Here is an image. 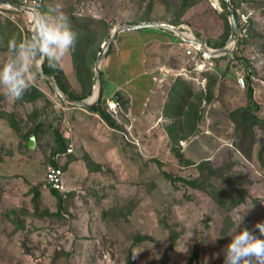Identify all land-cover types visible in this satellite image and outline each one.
<instances>
[{
	"label": "rangeland",
	"instance_id": "1",
	"mask_svg": "<svg viewBox=\"0 0 264 264\" xmlns=\"http://www.w3.org/2000/svg\"><path fill=\"white\" fill-rule=\"evenodd\" d=\"M224 1L228 8L223 0L37 1L39 13L58 5L78 33L57 63L67 96H93L100 54L102 72L122 37L138 31L119 33L104 55L120 24L173 22L229 50L209 55L167 30L175 43L150 41L142 77L131 72L117 99L102 96L110 122L58 97L37 72L45 58L22 99L0 86V264H224L242 229L264 238L256 227L264 224V0ZM30 12L0 4V68L13 43L31 38ZM249 74L252 91L247 78L238 84ZM62 144L72 153L59 152ZM52 161L65 171L61 205L47 183Z\"/></svg>",
	"mask_w": 264,
	"mask_h": 264
},
{
	"label": "clouds",
	"instance_id": "2",
	"mask_svg": "<svg viewBox=\"0 0 264 264\" xmlns=\"http://www.w3.org/2000/svg\"><path fill=\"white\" fill-rule=\"evenodd\" d=\"M32 22L31 38L13 43L11 58L0 68V86L13 100L22 99L29 89L33 79L31 69L37 58H46L52 64L59 63L74 48L78 36L58 5L49 13L32 14ZM242 219V215L237 216V226ZM256 227L264 236V224ZM224 264H264V238L242 229L227 245Z\"/></svg>",
	"mask_w": 264,
	"mask_h": 264
},
{
	"label": "water",
	"instance_id": "3",
	"mask_svg": "<svg viewBox=\"0 0 264 264\" xmlns=\"http://www.w3.org/2000/svg\"><path fill=\"white\" fill-rule=\"evenodd\" d=\"M0 4L3 6L15 8V9L20 10V11H27V12L28 11H34L35 13H37L36 10L31 9L29 7L22 6L16 2L5 1V2H0ZM223 13L227 17H229L230 22H231V26H232L231 40L238 39L239 31H238V23H237V19H236V14H235V11L230 6V4H229V10L228 11L223 10ZM145 28H161V29L176 31L182 39L192 40V39L188 38L184 34V32L180 31L178 29V27H176L172 24H168V23L144 21V22H139V23H135V24H120V25H117L115 27L114 31L109 36L108 40L104 43L103 48L107 47L106 51L104 52V55L112 48L113 43L115 42L117 36L122 31L140 30V29H145ZM31 35H32V33H31ZM193 41H195L197 44L202 45V47L206 53H208V51H210L211 48H208L207 44L205 43V41L202 38L195 36V39H193ZM228 50L229 49L227 47H223L221 49H212L211 53H208V54L209 55H219L223 52L226 53ZM102 59H103V54H100L98 62L96 64V78H97L98 86H95L93 97L90 99H86V100L74 99L70 96L65 95L62 92L58 82L52 76L45 73L42 64L36 65V69H37L38 74L43 79H45L46 81L51 83V85L53 86L57 96L60 97L62 100L66 101L67 103H70L72 105L81 107V108L92 109L93 107H95L96 105H98L100 103V100L102 98V93H103V91H102V73H101V63L103 61ZM114 98L117 99V95ZM35 146H36V136L31 135V137L29 139V147L34 148Z\"/></svg>",
	"mask_w": 264,
	"mask_h": 264
},
{
	"label": "crops",
	"instance_id": "4",
	"mask_svg": "<svg viewBox=\"0 0 264 264\" xmlns=\"http://www.w3.org/2000/svg\"><path fill=\"white\" fill-rule=\"evenodd\" d=\"M176 34L178 35L177 32ZM176 34L170 33L167 29L160 28V31L142 30L122 37L117 50L112 52L108 61L107 87L103 91L104 98L107 100L114 98L117 91L121 90V86L124 85L125 78L128 79L131 76V72L137 75L140 72V76L142 77V67L145 64L144 62L148 60L144 51H146V47L150 41L154 39H169V42L175 43L172 40H175L173 36Z\"/></svg>",
	"mask_w": 264,
	"mask_h": 264
},
{
	"label": "trees",
	"instance_id": "5",
	"mask_svg": "<svg viewBox=\"0 0 264 264\" xmlns=\"http://www.w3.org/2000/svg\"><path fill=\"white\" fill-rule=\"evenodd\" d=\"M223 4L225 5V8H228V4L226 3V1L223 0ZM223 17H226V16L224 15ZM169 23L170 24H174L173 22H169ZM149 29L151 30L152 28L140 29L138 31H142V30L143 31H146V30H149ZM112 49H113V47L111 48V50ZM107 58H108V56H107ZM107 65H108V63L106 64L105 69H103L102 72H101L102 73V91H104L105 80L107 79V72H108ZM43 69H44L45 73H47L50 76H53L55 78V80L58 82L59 86L63 90H65L63 78L61 77L62 74H63V71H62V69L59 67V65L57 63H55V64L49 63V61L45 58L44 59V62H43ZM246 78L248 80L249 90L252 91V88H251V85H250L251 82H252V75L249 74V76L246 77ZM69 95H70V97H72L74 99H79V100H83L84 98H86L85 95H74V94H69ZM117 95H119V93H117ZM91 111L94 112V113L100 114L101 117L104 120H106V121L108 120L110 122L109 116L105 114L104 110H102L101 102L98 105H96L95 107H93L91 109ZM37 130L38 129L36 128L34 133H36ZM36 134H34V135L36 136ZM29 137H31V135ZM65 151H66V147L62 144L60 146L59 152L65 153ZM52 165H54V166H61L60 163H59V161H57V162L56 161H52ZM62 168L64 170V167H62ZM183 180L186 181V182H188L189 184H191L193 186H202L201 183H200L201 182L200 179H193V180L183 179ZM50 190H51V193L58 199L59 204L62 203V195H61V192H59L58 190H55V189H53L51 187H50ZM37 194H39V192H37Z\"/></svg>",
	"mask_w": 264,
	"mask_h": 264
},
{
	"label": "built area",
	"instance_id": "6",
	"mask_svg": "<svg viewBox=\"0 0 264 264\" xmlns=\"http://www.w3.org/2000/svg\"><path fill=\"white\" fill-rule=\"evenodd\" d=\"M37 1L38 0H21L19 4L33 9ZM245 79L246 77H243V76L240 77L238 79V84L244 87L246 85ZM72 151H73V148L68 147L67 152L63 153V155L72 153ZM47 183L49 184L51 188L58 190L61 193L66 192L68 190L67 185H66L65 171L63 170L62 166H54V165L49 166L48 171H47Z\"/></svg>",
	"mask_w": 264,
	"mask_h": 264
},
{
	"label": "bare ground",
	"instance_id": "7",
	"mask_svg": "<svg viewBox=\"0 0 264 264\" xmlns=\"http://www.w3.org/2000/svg\"><path fill=\"white\" fill-rule=\"evenodd\" d=\"M34 13H35V12H34ZM34 13L30 12V15L32 16V14H34ZM184 34H185L188 38H190V39H192V40L195 39V35H194L193 33H188V32H187V33H184ZM211 51H212V49H210V51H208V53H211ZM208 53H207V54H208ZM38 65H40V63H38ZM92 97H93V96H92ZM92 97H91V98H92Z\"/></svg>",
	"mask_w": 264,
	"mask_h": 264
},
{
	"label": "flooded vegetation",
	"instance_id": "8",
	"mask_svg": "<svg viewBox=\"0 0 264 264\" xmlns=\"http://www.w3.org/2000/svg\"><path fill=\"white\" fill-rule=\"evenodd\" d=\"M115 99V98H114Z\"/></svg>",
	"mask_w": 264,
	"mask_h": 264
}]
</instances>
